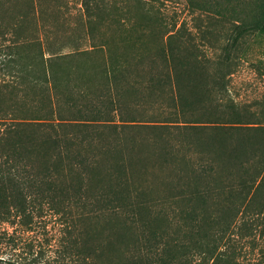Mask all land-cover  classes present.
<instances>
[{
	"label": "trees",
	"instance_id": "16d2710c",
	"mask_svg": "<svg viewBox=\"0 0 264 264\" xmlns=\"http://www.w3.org/2000/svg\"><path fill=\"white\" fill-rule=\"evenodd\" d=\"M135 1L158 22L169 2ZM186 1L153 50L126 37L58 71L41 51L45 85L0 89L48 99L0 104V225L60 218L59 264H264V91L230 89L242 63L264 80V0Z\"/></svg>",
	"mask_w": 264,
	"mask_h": 264
},
{
	"label": "rangeland",
	"instance_id": "374dc122",
	"mask_svg": "<svg viewBox=\"0 0 264 264\" xmlns=\"http://www.w3.org/2000/svg\"><path fill=\"white\" fill-rule=\"evenodd\" d=\"M159 9L160 12H153L161 23L154 18L146 19L148 8L135 0H0V89L6 85L29 88L33 82L45 85L41 77V51L45 59L50 57L49 64L57 62V71L77 64L74 60L66 67L62 63L65 60H57L70 52L92 53L90 64H102L106 43H110L105 48L108 51L111 43L126 37L147 38L145 35L153 32L160 36L151 41L149 47L153 50L166 32L160 24L171 27L176 22H189L194 14L186 0H169ZM26 73L28 76L23 78L21 74ZM78 84L80 80L76 77L69 83L74 99ZM230 89L239 101L250 102L262 95L264 80L253 66L242 63L231 78ZM34 90L13 97L9 91H0L1 108L7 110L13 102L21 109V116H35L37 109L28 104L38 101L43 105L48 99L38 88ZM62 221L49 213L37 216L32 230L22 227L17 220L15 224L0 225V264H59ZM65 264H71L69 258ZM243 264L252 262L245 260Z\"/></svg>",
	"mask_w": 264,
	"mask_h": 264
}]
</instances>
